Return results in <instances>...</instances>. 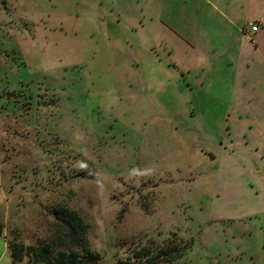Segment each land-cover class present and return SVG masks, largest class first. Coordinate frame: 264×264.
<instances>
[{
  "label": "rangeland",
  "instance_id": "obj_1",
  "mask_svg": "<svg viewBox=\"0 0 264 264\" xmlns=\"http://www.w3.org/2000/svg\"><path fill=\"white\" fill-rule=\"evenodd\" d=\"M143 1L0 0L6 236L36 245L65 206L88 224L87 264H264V94L230 110L117 95L111 32L144 73L159 15Z\"/></svg>",
  "mask_w": 264,
  "mask_h": 264
},
{
  "label": "crops",
  "instance_id": "obj_2",
  "mask_svg": "<svg viewBox=\"0 0 264 264\" xmlns=\"http://www.w3.org/2000/svg\"><path fill=\"white\" fill-rule=\"evenodd\" d=\"M143 3L144 12L159 15L148 26L156 38L147 48L144 73L136 44L128 40L125 47L121 35L111 32L117 95L160 93L167 99L168 93H177L184 105L194 109L223 105L230 110L256 103L259 91L264 94V0ZM102 17L107 27L114 24L109 14ZM253 21L262 22L259 31L244 33V27ZM143 42L148 46L146 36ZM1 239L5 251L6 238Z\"/></svg>",
  "mask_w": 264,
  "mask_h": 264
},
{
  "label": "trees",
  "instance_id": "obj_3",
  "mask_svg": "<svg viewBox=\"0 0 264 264\" xmlns=\"http://www.w3.org/2000/svg\"><path fill=\"white\" fill-rule=\"evenodd\" d=\"M5 228V223L0 221V236L5 235ZM5 238L12 264L26 258L27 264H87L96 258L90 247L87 222L77 211L65 206L54 209L50 235L36 245L27 247L17 238L8 240L6 235ZM173 251L175 248L172 246L159 249L152 259ZM147 252L150 249L142 250L145 255H148Z\"/></svg>",
  "mask_w": 264,
  "mask_h": 264
},
{
  "label": "built area",
  "instance_id": "obj_4",
  "mask_svg": "<svg viewBox=\"0 0 264 264\" xmlns=\"http://www.w3.org/2000/svg\"><path fill=\"white\" fill-rule=\"evenodd\" d=\"M261 26H262V22L261 21H253V22L248 23L244 27L243 32L246 33V34H254V33L259 31Z\"/></svg>",
  "mask_w": 264,
  "mask_h": 264
}]
</instances>
